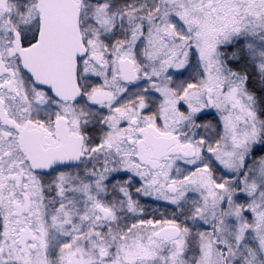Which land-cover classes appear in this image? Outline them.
<instances>
[{
	"label": "snow or ice",
	"instance_id": "obj_1",
	"mask_svg": "<svg viewBox=\"0 0 264 264\" xmlns=\"http://www.w3.org/2000/svg\"><path fill=\"white\" fill-rule=\"evenodd\" d=\"M0 264H264V0H0Z\"/></svg>",
	"mask_w": 264,
	"mask_h": 264
}]
</instances>
